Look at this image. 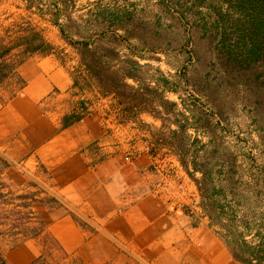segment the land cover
Returning <instances> with one entry per match:
<instances>
[{
    "label": "rangeland",
    "instance_id": "obj_1",
    "mask_svg": "<svg viewBox=\"0 0 264 264\" xmlns=\"http://www.w3.org/2000/svg\"><path fill=\"white\" fill-rule=\"evenodd\" d=\"M53 3L68 35L93 38L85 57L92 56L93 69L119 95L86 94L109 136V146H98L97 160L120 154L128 161L146 153L162 179H170L185 215L215 233L202 209L200 171L215 180L264 178V0H0V27L15 21L39 26L60 51L49 58L71 77L84 51L69 46L53 24ZM40 59L29 58L21 71L34 73ZM11 89L1 87L0 98ZM75 100L53 90L44 109L62 112ZM118 102L121 114L113 109ZM3 179L14 189L28 181L57 186L34 157L14 163ZM252 187L231 184L227 191L246 195ZM1 245L8 264L6 254L19 245Z\"/></svg>",
    "mask_w": 264,
    "mask_h": 264
},
{
    "label": "crops",
    "instance_id": "obj_2",
    "mask_svg": "<svg viewBox=\"0 0 264 264\" xmlns=\"http://www.w3.org/2000/svg\"><path fill=\"white\" fill-rule=\"evenodd\" d=\"M26 63L19 69L25 86L0 102V157L9 169L34 157L50 172L57 186L46 190L62 206L34 209L66 252L82 264H239L206 222L195 226L185 215L170 179H162L149 155L140 152L127 161L106 154L97 160V148L109 146V136L96 112L62 128V116L74 106L54 113L44 109V100L53 90L70 95V76L49 56L41 57L32 74L21 71ZM37 242L9 251L8 264H29L40 253Z\"/></svg>",
    "mask_w": 264,
    "mask_h": 264
},
{
    "label": "trees",
    "instance_id": "obj_3",
    "mask_svg": "<svg viewBox=\"0 0 264 264\" xmlns=\"http://www.w3.org/2000/svg\"><path fill=\"white\" fill-rule=\"evenodd\" d=\"M53 6V24L63 39L69 46L80 49L81 53L84 51L80 56L79 70L75 76L70 77V95L76 97V100L74 108L61 118L62 128H65L91 113L92 101L86 94L96 99L118 98L119 95L105 85L101 79L102 75L93 69L95 61L92 56L90 59L85 57V54L91 52L93 38L76 40L68 35L59 23L62 10L57 3H53ZM59 53L57 47L45 37L43 30L36 24L15 21L1 26L0 88L12 85V89L6 99L0 98V102L11 99L25 86L26 81L19 72L24 62L33 56H58ZM104 64L106 65V62ZM122 76L134 80V77ZM121 104L118 102L117 107L113 108L118 114H121ZM9 167L10 164L0 157V264H5L2 242L15 246L29 240L41 241L39 255L29 264H82L77 256L66 252L48 232L49 222L40 217L34 209L36 204L48 209L62 206L58 197L31 181L24 182L21 189H14L3 179V171ZM200 173L202 179L198 188L202 195V209L210 225L216 228V235L226 246L233 260L239 264H264V191L256 188L264 186V178L250 177V182H244L239 176L234 182L233 177L215 180L203 170ZM241 183H251L252 191L246 195L232 188L227 191L228 185L238 186ZM245 202H248V207L243 208ZM70 216L78 225L86 227L76 215L70 213ZM48 257L54 259L55 263H50Z\"/></svg>",
    "mask_w": 264,
    "mask_h": 264
}]
</instances>
